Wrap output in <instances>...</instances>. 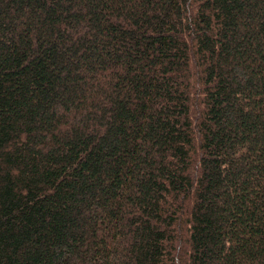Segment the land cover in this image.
<instances>
[{
    "label": "trees",
    "instance_id": "obj_1",
    "mask_svg": "<svg viewBox=\"0 0 264 264\" xmlns=\"http://www.w3.org/2000/svg\"><path fill=\"white\" fill-rule=\"evenodd\" d=\"M0 264H264V0H0Z\"/></svg>",
    "mask_w": 264,
    "mask_h": 264
}]
</instances>
